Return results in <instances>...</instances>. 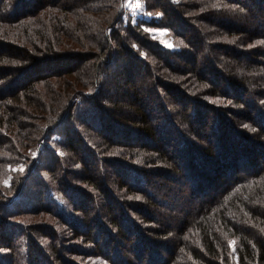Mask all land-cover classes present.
I'll return each instance as SVG.
<instances>
[{"label": "trees", "instance_id": "16d2710c", "mask_svg": "<svg viewBox=\"0 0 264 264\" xmlns=\"http://www.w3.org/2000/svg\"><path fill=\"white\" fill-rule=\"evenodd\" d=\"M143 1L0 0V264H264V0Z\"/></svg>", "mask_w": 264, "mask_h": 264}, {"label": "rangeland", "instance_id": "374dc122", "mask_svg": "<svg viewBox=\"0 0 264 264\" xmlns=\"http://www.w3.org/2000/svg\"><path fill=\"white\" fill-rule=\"evenodd\" d=\"M138 4H139V7H137ZM124 6H125L126 12L131 16V18L133 20H136L139 18H143L145 20L154 19V14L146 8L147 5H146V3H144L143 0H125ZM145 30L149 31L152 35V38L155 37L154 39H157L161 44H163L167 47H169L168 44H171L172 46L170 48L175 49L173 38L171 37L169 31L166 28L156 27V26H146ZM161 33H164V34L161 35ZM18 167L20 170L23 169V166H21V165L14 167V169H17ZM27 187L28 188H27L26 193H25L26 196H28L29 191H31L32 185H28ZM31 195H33V194H31ZM16 201L17 200H15L13 202H16ZM24 204H27V203L24 202ZM39 214L40 215H36L35 218H31V217L29 218L27 215H25V216L20 215V216H17L16 218H13L12 221H18V222L26 225L28 228H30L31 225H33V223H35V222L38 223L39 225H41V228L48 227V224H50V225L52 224V226L54 225L56 227H59L57 225L56 218H54L52 216L50 217L46 213H39ZM62 229H63V227H62ZM41 231L46 232V229H41ZM0 237H1V235H0ZM37 239H39V238H37ZM46 239L47 238L41 236L40 240H37V241L35 240V246L43 247L42 243L44 244V241L46 243ZM131 241H132V243H134L135 239L133 238ZM2 243H5V241L2 238H0V245H2V246H0V253H5L6 248L3 247L4 244H2ZM27 246H28V244L25 245L26 248H27ZM146 246L147 245H144L143 249L147 252ZM133 247H132L133 252H135V249ZM27 249H25V253H29V251ZM35 252H36L37 256L40 253L41 254L43 253V252H39L37 254V250ZM108 255H109V251H108ZM64 256L66 257V256H68V254H65ZM89 259L90 258H85V260H89ZM90 260H89L90 261L89 264H109L107 262V260H105L102 257L91 258ZM42 263L45 264L46 262L43 261ZM115 264H118V263H115Z\"/></svg>", "mask_w": 264, "mask_h": 264}, {"label": "snow or ice", "instance_id": "6c2138e0", "mask_svg": "<svg viewBox=\"0 0 264 264\" xmlns=\"http://www.w3.org/2000/svg\"><path fill=\"white\" fill-rule=\"evenodd\" d=\"M137 7H139V4L137 5ZM164 33H161V35H163ZM155 38V37H154ZM258 43H264V41H258ZM169 47H171L172 45L171 44H168ZM231 244H234V241L233 242H230V245ZM235 250V249H234Z\"/></svg>", "mask_w": 264, "mask_h": 264}]
</instances>
